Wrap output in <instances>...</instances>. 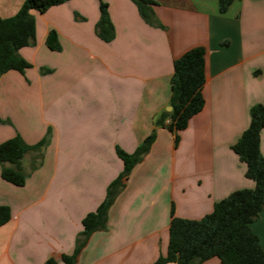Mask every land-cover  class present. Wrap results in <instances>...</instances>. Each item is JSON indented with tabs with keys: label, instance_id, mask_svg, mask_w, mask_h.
<instances>
[{
	"label": "crops",
	"instance_id": "obj_1",
	"mask_svg": "<svg viewBox=\"0 0 264 264\" xmlns=\"http://www.w3.org/2000/svg\"><path fill=\"white\" fill-rule=\"evenodd\" d=\"M22 1L0 0V16ZM102 1L111 41L95 34L99 0L33 11L34 43L18 51L31 67L0 77V142L47 136L39 158L29 151L21 159L23 186L0 175V204L10 209L0 225V264L49 257L65 264L60 255L72 253L83 216L122 170L116 146L132 153L152 132L108 210L107 228L89 236L76 264H151L166 253L171 207L177 217L199 219L230 192L254 185L230 146L248 126L250 107L264 103V0H234L224 13L217 0H154L163 27L146 23L131 0ZM51 31L59 49L47 45ZM195 46L205 50L204 105L174 146L173 134L154 122L169 111L173 60ZM250 229L264 251V207Z\"/></svg>",
	"mask_w": 264,
	"mask_h": 264
},
{
	"label": "trees",
	"instance_id": "obj_2",
	"mask_svg": "<svg viewBox=\"0 0 264 264\" xmlns=\"http://www.w3.org/2000/svg\"><path fill=\"white\" fill-rule=\"evenodd\" d=\"M67 0H23L11 16H0V77L9 70L21 73L31 64L20 54L19 49L32 45L35 38V17L33 11L45 12L49 7ZM139 15L149 25L163 27L152 9L154 0H131ZM234 0H217L218 10L224 13ZM99 17L95 23V34L109 42L114 37L107 3L99 0ZM75 18H81L74 13ZM51 49H59L54 42ZM169 111H163L155 120L156 126L167 128L173 134L174 146L179 133L189 119L204 105L202 87L205 81V50L202 46L192 47L173 60ZM42 72L50 71L41 68ZM249 124L231 144L232 151L245 164V176L254 182L252 188H241L230 192L213 205L212 210L199 219H188L174 215L171 207L167 250L151 264H200L217 257L222 264H264V251L259 239L250 229V224L264 207V153L260 152L261 131L264 128V103L253 104L249 109ZM155 134L146 136L132 153L118 146L117 156L122 160V170L109 182L102 201L93 211L87 212L82 220V230L76 235L74 249L70 254H61L65 264H76L77 257L89 236L107 228V214L117 195L124 188L133 167L149 150ZM264 140V133H263ZM47 141L45 135L34 144H27L19 134L0 142V175L5 181L23 186L26 175L22 171L21 159L25 153L35 151L41 156V149ZM10 218V209L0 204V225ZM54 257L42 264H56Z\"/></svg>",
	"mask_w": 264,
	"mask_h": 264
},
{
	"label": "water",
	"instance_id": "obj_3",
	"mask_svg": "<svg viewBox=\"0 0 264 264\" xmlns=\"http://www.w3.org/2000/svg\"><path fill=\"white\" fill-rule=\"evenodd\" d=\"M54 41H55V32L51 31L48 38H47V45L51 46L54 43ZM167 109L170 110L171 106H168Z\"/></svg>",
	"mask_w": 264,
	"mask_h": 264
}]
</instances>
